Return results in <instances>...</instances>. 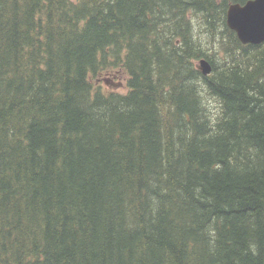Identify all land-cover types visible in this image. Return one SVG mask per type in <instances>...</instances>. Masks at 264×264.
I'll use <instances>...</instances> for the list:
<instances>
[{"label":"trees","instance_id":"1","mask_svg":"<svg viewBox=\"0 0 264 264\" xmlns=\"http://www.w3.org/2000/svg\"><path fill=\"white\" fill-rule=\"evenodd\" d=\"M247 1L0 0V264H264Z\"/></svg>","mask_w":264,"mask_h":264},{"label":"water","instance_id":"2","mask_svg":"<svg viewBox=\"0 0 264 264\" xmlns=\"http://www.w3.org/2000/svg\"><path fill=\"white\" fill-rule=\"evenodd\" d=\"M227 26L244 45L264 43V0H249L244 4L232 3L226 14ZM198 69L204 75L212 73L207 59H201Z\"/></svg>","mask_w":264,"mask_h":264},{"label":"rangeland","instance_id":"3","mask_svg":"<svg viewBox=\"0 0 264 264\" xmlns=\"http://www.w3.org/2000/svg\"><path fill=\"white\" fill-rule=\"evenodd\" d=\"M73 2L77 3L81 0H72ZM219 49V47H217ZM201 59H205V58H201ZM199 62H200V59L196 60L195 61V65L198 66L199 65ZM105 79V78H104ZM104 79L103 78H100V80L96 81V79H92L93 80V83L96 85V87L98 85H102V87L104 88L103 90H109V89H114V90H119L121 92L124 91L125 89V83H126V80H127V77H119V78H116V77H113L112 80L115 81V83H117L118 85L117 86H112L108 83H105L104 82ZM216 105V103L214 101H212L211 103V108H214V106Z\"/></svg>","mask_w":264,"mask_h":264}]
</instances>
